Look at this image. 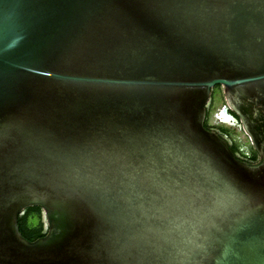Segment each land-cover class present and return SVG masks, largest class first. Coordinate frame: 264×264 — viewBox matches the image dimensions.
I'll use <instances>...</instances> for the list:
<instances>
[{
	"label": "water",
	"instance_id": "1",
	"mask_svg": "<svg viewBox=\"0 0 264 264\" xmlns=\"http://www.w3.org/2000/svg\"><path fill=\"white\" fill-rule=\"evenodd\" d=\"M0 264H264V0H0Z\"/></svg>",
	"mask_w": 264,
	"mask_h": 264
},
{
	"label": "flooded vegetation",
	"instance_id": "2",
	"mask_svg": "<svg viewBox=\"0 0 264 264\" xmlns=\"http://www.w3.org/2000/svg\"><path fill=\"white\" fill-rule=\"evenodd\" d=\"M225 107H227V104L224 100L223 89L221 85H216L211 91L210 102L207 106V127L215 130L224 138L236 156L249 162L257 161L259 159V153L241 127L240 118L227 107V113L237 119L238 122L227 121L222 115V110ZM211 111H213L212 114ZM214 116L216 122H214Z\"/></svg>",
	"mask_w": 264,
	"mask_h": 264
},
{
	"label": "trees",
	"instance_id": "3",
	"mask_svg": "<svg viewBox=\"0 0 264 264\" xmlns=\"http://www.w3.org/2000/svg\"><path fill=\"white\" fill-rule=\"evenodd\" d=\"M213 111H211V114L213 113ZM31 218H38V223L31 225ZM19 226L23 235L28 239H34L37 236L44 234L45 228L44 223L42 221L41 208L38 206H30L25 208L23 212L19 215Z\"/></svg>",
	"mask_w": 264,
	"mask_h": 264
},
{
	"label": "rangeland",
	"instance_id": "4",
	"mask_svg": "<svg viewBox=\"0 0 264 264\" xmlns=\"http://www.w3.org/2000/svg\"><path fill=\"white\" fill-rule=\"evenodd\" d=\"M220 107H221V106H220ZM215 116H216V115H215ZM215 116H214V122H216V118H215ZM30 222H31V225L37 224V223H38V218H31Z\"/></svg>",
	"mask_w": 264,
	"mask_h": 264
},
{
	"label": "bare ground",
	"instance_id": "5",
	"mask_svg": "<svg viewBox=\"0 0 264 264\" xmlns=\"http://www.w3.org/2000/svg\"><path fill=\"white\" fill-rule=\"evenodd\" d=\"M224 117V116H223ZM226 120H227V118L226 117H224ZM228 121V120H227Z\"/></svg>",
	"mask_w": 264,
	"mask_h": 264
}]
</instances>
